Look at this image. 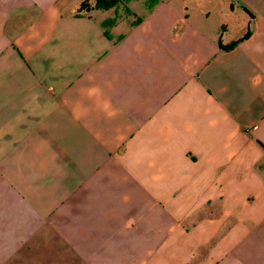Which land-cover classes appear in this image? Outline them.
<instances>
[{
    "label": "crops",
    "instance_id": "1",
    "mask_svg": "<svg viewBox=\"0 0 264 264\" xmlns=\"http://www.w3.org/2000/svg\"><path fill=\"white\" fill-rule=\"evenodd\" d=\"M95 1L0 0V264H264V0Z\"/></svg>",
    "mask_w": 264,
    "mask_h": 264
},
{
    "label": "trees",
    "instance_id": "2",
    "mask_svg": "<svg viewBox=\"0 0 264 264\" xmlns=\"http://www.w3.org/2000/svg\"><path fill=\"white\" fill-rule=\"evenodd\" d=\"M118 2L119 0H97L95 3V7L96 8H109V7L116 5ZM235 45L236 43H233L226 48H232Z\"/></svg>",
    "mask_w": 264,
    "mask_h": 264
},
{
    "label": "rangeland",
    "instance_id": "3",
    "mask_svg": "<svg viewBox=\"0 0 264 264\" xmlns=\"http://www.w3.org/2000/svg\"><path fill=\"white\" fill-rule=\"evenodd\" d=\"M96 1H97V0H96ZM96 1H95V2H96Z\"/></svg>",
    "mask_w": 264,
    "mask_h": 264
}]
</instances>
